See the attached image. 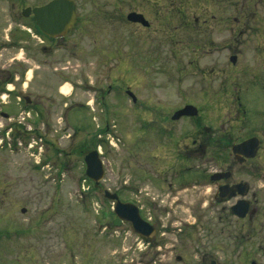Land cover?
Here are the masks:
<instances>
[{"label": "rangeland", "instance_id": "obj_1", "mask_svg": "<svg viewBox=\"0 0 264 264\" xmlns=\"http://www.w3.org/2000/svg\"><path fill=\"white\" fill-rule=\"evenodd\" d=\"M75 1L64 38L0 53L2 77H20L0 93V264H264V181L239 174L261 191L236 217V201H213L210 186L176 184L169 171L187 161L165 162L144 122L152 99L170 114L193 102L205 126L235 139L264 129V0ZM132 11L150 25L126 20ZM177 127L183 138L193 129ZM93 149L105 168L97 188L84 162ZM263 164L264 149L248 168ZM105 190L140 208L158 230L150 242L114 226Z\"/></svg>", "mask_w": 264, "mask_h": 264}, {"label": "flooded vegetation", "instance_id": "obj_2", "mask_svg": "<svg viewBox=\"0 0 264 264\" xmlns=\"http://www.w3.org/2000/svg\"><path fill=\"white\" fill-rule=\"evenodd\" d=\"M51 1L52 0L1 1L2 4L6 5L7 10L9 11L10 18L7 21L10 20L13 24H11L9 29L10 33L6 35L5 39H2L4 38L2 35H4L3 33L6 29L3 28L0 23V40L2 39L3 41L0 44V53L3 51H14L18 53L21 49L25 50L27 45L36 48L38 46L36 40L39 38L40 42L41 40L43 41L41 37H46V35L42 34L43 32L36 24L34 9L42 7L49 2L51 3ZM78 10L79 8L77 6V10L75 11L77 18L75 26L78 24L77 21L79 20ZM27 20H29V22ZM4 23L5 22H3V24ZM75 26L72 27L69 32L73 31ZM69 32L58 37L47 36V38L53 42L54 40L64 38ZM43 44L47 45L46 43ZM232 56L234 55H231V57ZM1 71L5 72L6 76L2 77V73L0 74V82L1 80L4 81V86L3 84H0V93L5 91L2 87L6 88V82L4 79L9 80L11 77V73L7 72V70H3L2 68ZM12 78L17 81L20 79V77L16 78L14 75ZM0 96L2 98V95ZM27 98L29 97L24 96V100ZM162 98L166 99V97ZM131 100V102L134 103L135 108L138 110L141 108L140 105H143V103L140 104L136 102L137 97H131ZM151 100L148 99V102L146 103L145 109H147L149 114H147L146 121H144L148 143H159L155 147L160 148L162 152L170 153L164 158L166 159L165 162H168V164L170 161H173L172 164L181 163V160H186L188 162L191 158V155L189 154H193L194 159L192 165L184 162L185 165L183 167H171L169 173L171 178L176 180V184L187 187L193 183L194 187H200V191H204L205 189L209 190L207 189V186H210L212 188L211 199H213V201L228 202L235 200L238 202L239 200H247L249 202L247 216L250 212H253L254 210H251V202L252 200H256L261 188L260 186L255 188L254 183L250 182L248 179L244 180L240 178L239 174H245L247 177L251 176V178H259V180L264 181V164L261 165L262 167H255V165L253 170L248 168L249 165L253 163L254 158H256L259 153L261 154L264 149V129L243 136L241 139H235L230 130H217L211 126H205L198 118L200 113L194 117L182 116L179 119L173 118L175 113L186 105H195L193 102H187L184 105H181L180 108L178 107L174 109V112L170 114L166 102H158L154 104ZM0 115L5 118L6 113L3 111L2 107L0 108ZM179 124H189L193 129L185 131V136L183 138L179 135L182 131L181 127H179V129L177 127ZM252 137H257L259 139V149L256 157L252 159L243 158L236 156L232 152L234 145L240 144ZM226 152H229L230 157L225 156ZM171 184L172 183H169V185ZM238 184H245V195H241L238 193L239 191H237L236 196L232 198L222 195V190L225 189V187H233ZM115 193L118 194V192ZM233 206L231 207L232 212ZM157 231L158 230L155 227V234ZM154 236L155 235L153 234L150 238L143 239L150 242L149 240Z\"/></svg>", "mask_w": 264, "mask_h": 264}, {"label": "water", "instance_id": "obj_3", "mask_svg": "<svg viewBox=\"0 0 264 264\" xmlns=\"http://www.w3.org/2000/svg\"><path fill=\"white\" fill-rule=\"evenodd\" d=\"M76 9L77 5L73 0H52L51 3L35 8L34 14L36 19V24L41 29L43 34L50 37H58L62 34H66L70 31L72 27L76 24ZM146 17L139 12L132 11L127 15V19L132 23H140L144 27L150 25L149 21L145 19ZM231 61L236 63L237 56L234 55L231 57ZM133 98L135 95L131 91H127ZM199 110L194 105H186L174 115V119H179L182 116H197ZM5 117H8L6 114ZM259 139L257 137H252L240 144L234 145L232 152L236 156L243 158H254L257 155L259 149ZM85 166H86V176L96 184L104 179L105 168L103 160L100 156L98 150H91L85 155ZM245 184H238L233 187H225L222 190V195L232 198L236 196L237 191L241 195H245L246 190ZM106 199L113 201V209L116 216L114 224L119 226L123 221L131 223L135 233L144 237L150 238L155 235V227L150 225L148 221L142 218L140 215V209L138 206L132 204L131 202H123L120 200L117 193H111L109 190H106L104 195ZM249 211V202L247 200H239L233 206V212L236 217L244 218L247 216ZM216 261L212 260L211 264H217ZM252 264H257L252 262Z\"/></svg>", "mask_w": 264, "mask_h": 264}, {"label": "trees", "instance_id": "obj_4", "mask_svg": "<svg viewBox=\"0 0 264 264\" xmlns=\"http://www.w3.org/2000/svg\"><path fill=\"white\" fill-rule=\"evenodd\" d=\"M29 106V105H28ZM103 143V141L101 142V144ZM96 147H97V144H96ZM94 186V185H93ZM94 188H97L96 186H94Z\"/></svg>", "mask_w": 264, "mask_h": 264}, {"label": "bare ground", "instance_id": "obj_5", "mask_svg": "<svg viewBox=\"0 0 264 264\" xmlns=\"http://www.w3.org/2000/svg\"><path fill=\"white\" fill-rule=\"evenodd\" d=\"M63 90H64V91H67V88H66V87H64V88H63Z\"/></svg>", "mask_w": 264, "mask_h": 264}]
</instances>
